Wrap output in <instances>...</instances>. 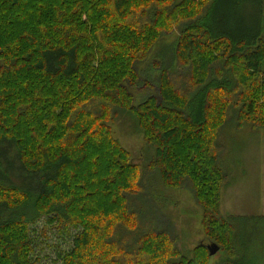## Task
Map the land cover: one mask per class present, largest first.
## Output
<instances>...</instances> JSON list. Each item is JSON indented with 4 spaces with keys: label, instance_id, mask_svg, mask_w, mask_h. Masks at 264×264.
I'll use <instances>...</instances> for the list:
<instances>
[{
    "label": "trees",
    "instance_id": "1",
    "mask_svg": "<svg viewBox=\"0 0 264 264\" xmlns=\"http://www.w3.org/2000/svg\"><path fill=\"white\" fill-rule=\"evenodd\" d=\"M129 1L0 0V264H36L43 220L79 230L65 264H176L158 175L191 189L225 264H249L220 214V135L264 128V0H206L183 18L185 0ZM151 68L158 93L136 105ZM120 109L153 154L143 168L113 137Z\"/></svg>",
    "mask_w": 264,
    "mask_h": 264
},
{
    "label": "rangeland",
    "instance_id": "2",
    "mask_svg": "<svg viewBox=\"0 0 264 264\" xmlns=\"http://www.w3.org/2000/svg\"><path fill=\"white\" fill-rule=\"evenodd\" d=\"M205 2L206 0H185L175 8L174 17L183 18L192 15L200 4ZM129 3L136 5L135 0ZM128 9L132 10L131 6ZM243 14L247 13L243 12ZM178 36L177 31L164 36L159 44H162L161 50L165 47L167 53L171 54L172 44ZM154 51L145 58L144 62L138 63V69L144 71L155 63ZM158 53L159 51L156 52ZM158 75L159 70L154 69L152 72L151 68L148 73L145 71L146 83L149 86L132 88L136 105L149 95L158 93ZM110 125L113 137L131 154L133 162L143 168L153 154L142 132L137 129L133 116L126 112L122 113L120 109L115 115V121ZM236 129L235 124L232 123L220 135V144L223 146L220 164L226 168L225 173L229 183L223 190L220 214L223 218L235 217V223L238 225L237 244L240 245L236 247V251L241 253L238 258L245 257L249 264H264V246L259 243L261 238L264 241V222H260L263 225L260 226L256 223L259 220L254 219L264 217V128L257 129L245 125L240 131ZM156 180L157 197L155 198L161 210L165 212V219L169 222L167 228L175 241V250L170 246L166 258L176 264H179V258L184 257L191 260L190 264H225L227 250L221 248L215 256L209 255L207 246L215 240L207 235L203 210L191 189L187 188L186 184L179 189L166 188L159 175ZM32 229L37 231L32 236L35 245L32 262L65 264V257L74 251V240L79 230L61 229L57 225L48 227L45 226L44 220ZM174 251L179 256L173 253Z\"/></svg>",
    "mask_w": 264,
    "mask_h": 264
},
{
    "label": "water",
    "instance_id": "3",
    "mask_svg": "<svg viewBox=\"0 0 264 264\" xmlns=\"http://www.w3.org/2000/svg\"><path fill=\"white\" fill-rule=\"evenodd\" d=\"M207 250L210 256H215L220 251V246L216 243H211L207 246Z\"/></svg>",
    "mask_w": 264,
    "mask_h": 264
}]
</instances>
